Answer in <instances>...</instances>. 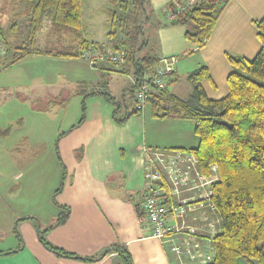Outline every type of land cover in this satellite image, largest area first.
Wrapping results in <instances>:
<instances>
[{"label": "crops", "instance_id": "1", "mask_svg": "<svg viewBox=\"0 0 264 264\" xmlns=\"http://www.w3.org/2000/svg\"><path fill=\"white\" fill-rule=\"evenodd\" d=\"M172 1L149 0V4L153 9L164 11ZM262 18L264 0H229L202 47H195L183 36L178 50L165 56L160 54L159 58L179 59L176 72L167 85L169 93L188 97L193 88L186 76L205 67L210 75V80L202 81L205 94L209 99L223 98L227 94V76L234 70L228 58L251 60L256 56L261 45L254 21ZM87 39L106 44L102 38L95 40L87 36ZM69 61L61 63L72 66L74 80L68 82L73 88L72 102L54 98L45 102L44 110L34 111L28 107L32 116L42 118L40 122L30 120V132L31 128L25 131V123L20 118L15 121L14 128H7L8 132L0 128V138L17 133V141L7 148L8 151H46L47 156L54 151L60 166V188L52 201L51 196L44 197L37 208L24 203L25 210L19 208L12 213L4 206L0 208L6 209L0 212V264H125L120 254L124 251L129 253L132 264H171L167 247L152 238L149 229L138 225L136 206L142 208L148 193L146 161L153 152L197 148L199 141L193 124L176 118H153L148 107L124 124H117L112 117V104L100 96L76 94L79 82L95 85L98 79L94 73L100 77L105 75L109 86L116 83V74L107 75L89 68V72L83 69L87 78L79 80L77 78L84 72ZM56 74L59 78L60 74ZM126 80L125 87L120 88L121 97L130 86L129 77ZM82 103L84 112L80 122ZM39 123L48 124L47 130L43 128L46 133H41L45 137L39 136L35 126ZM37 165L38 160L30 162L26 171L14 174L13 179H21L20 174L24 177ZM15 198H0V203L6 200L11 203ZM65 209L68 210L66 220L55 225ZM41 240L76 257L92 260L60 256L46 248ZM106 250L109 253L93 261ZM245 261V264H252Z\"/></svg>", "mask_w": 264, "mask_h": 264}, {"label": "trees", "instance_id": "2", "mask_svg": "<svg viewBox=\"0 0 264 264\" xmlns=\"http://www.w3.org/2000/svg\"><path fill=\"white\" fill-rule=\"evenodd\" d=\"M134 1L108 0V5L110 7V4L112 6L117 2L122 15ZM139 1L143 6L149 4V0ZM228 1L204 0L199 6L170 21L167 15L173 9L172 1L161 14L172 25L192 23L195 32H185L184 38L199 48L207 40ZM4 5L9 8L10 12H7H12L16 19L10 24L8 33L0 24L1 38L6 47L10 44L8 39L11 33L20 23L25 25L26 37L25 41L19 42L15 36L13 50L8 48L6 56L0 59V73L26 58L37 56L61 60L79 59L92 70L103 71L107 75L121 74L139 81L145 73H155L161 69L163 60L174 58L176 62L173 71L162 77L163 87L152 85L153 92L142 111L135 106L136 87L131 81L120 101L109 91L108 79L103 83L98 80L95 85L81 83L76 94L83 97L100 96L112 104V117L117 124H124L131 116L139 115L147 107L153 118L169 117L192 122L199 142L191 152L197 159L199 171L204 176H211V167L215 166L217 175L211 189L212 202L221 220V231L213 239V259L208 264H238L240 258L252 264H264V18L254 21L261 45L256 56L251 60L228 58L234 70L227 76V94L223 98L209 99L205 94L202 81L210 80L205 67L186 76L193 91L188 97L181 98L167 90L168 82L176 72L178 57H138V50L124 48L123 42L108 47V44L89 41L88 27L82 16L83 0H9ZM102 13L109 27L114 30L116 18H120V15L109 8ZM45 24L49 29L46 42L44 47H38V38ZM112 30L107 33L109 38L113 37ZM91 51H98L108 57L122 53L124 61L97 60L91 67L82 58L83 53ZM81 110L80 122L83 120V103ZM136 210L138 216H141L142 209L136 206ZM67 216L68 210L65 209L59 214L55 225L63 224ZM17 238L21 241L19 234ZM41 242L60 256L92 260L76 257L47 242ZM107 253L109 250L93 261L103 258ZM120 254L125 264H132L127 251Z\"/></svg>", "mask_w": 264, "mask_h": 264}, {"label": "rangeland", "instance_id": "3", "mask_svg": "<svg viewBox=\"0 0 264 264\" xmlns=\"http://www.w3.org/2000/svg\"><path fill=\"white\" fill-rule=\"evenodd\" d=\"M8 1L0 0V24L6 33H8L10 24L16 20L14 14L8 13L9 8L4 5H7ZM108 4V0H83L82 16L89 28L87 36L95 40L104 39V42L109 45L108 47L117 45L116 42H123L124 48L137 49L138 57L160 56V54L165 56L181 47L185 32H195V26L192 23L185 25L170 24L161 14L163 11L153 9L152 4L146 3L143 6L139 0H135L133 5H129L122 12V15L117 2L113 3L112 6L110 4V7ZM106 8L115 10L120 15V18L119 16L116 18L114 30L109 27L106 16L102 13ZM16 27L17 29L15 28L14 33H11L8 39L10 44L7 47L5 45V56L9 50H13L12 45L16 42V35L19 42L25 41V25L20 23ZM111 30L113 37L109 38L107 33ZM48 31V25L45 24L38 38V47H44ZM166 58L169 57L166 56ZM52 61L48 58L32 56L0 73V128L2 130L8 127L14 128L16 126L15 121L19 118L25 123V131L26 128L27 130L31 128L29 126L30 120L42 121L40 116H32L30 107L34 111L44 110L45 102L54 98L72 102L70 94L73 88L68 83L74 80L70 71L72 66L62 64L61 59H57L56 62ZM69 62L71 65L77 66V70L83 71L84 69L89 72V67L85 63L82 64L81 60ZM56 73L60 74L59 78H57ZM94 75L101 81L100 83L107 79L105 76L99 79L101 77L98 73H94ZM83 78H87L85 72L77 79L82 80ZM116 79V83H111L112 85L108 89L116 100L120 101V88L125 87L127 80L121 74H116ZM112 86L115 88H111ZM35 126H37L39 136H44L41 133H46L43 128L47 130L48 124L39 123ZM30 131L32 128L28 132ZM16 134L12 132L9 137L0 138V198L16 197L11 203L7 200L0 203V208L4 206L10 213L15 210L18 212L19 208L25 210L24 203L27 206L37 208L36 206L44 197L51 196L52 201L55 192L60 188V166L55 152L52 151L47 156L46 151H8L7 148L17 141ZM18 135L20 136V134ZM37 160L38 165L30 173L24 174V177L20 174L19 178L21 179L16 181L13 179L14 174L26 171L25 168H28L29 163ZM5 210L1 209L0 212H5ZM239 263L245 264L247 262L240 259Z\"/></svg>", "mask_w": 264, "mask_h": 264}, {"label": "built area", "instance_id": "4", "mask_svg": "<svg viewBox=\"0 0 264 264\" xmlns=\"http://www.w3.org/2000/svg\"><path fill=\"white\" fill-rule=\"evenodd\" d=\"M204 0H173V9L167 19L199 6ZM5 44L0 34V59L5 56ZM82 58L93 67L94 61L123 62V54L101 55L98 51L85 52ZM174 58L163 60L162 68L145 73L136 81L134 103L142 111L154 87H163V76L173 71ZM211 176L200 173L197 159L191 151L153 152L146 161L147 197L142 215L137 222L140 228L149 229L151 237L159 240L171 254V264H208L213 259L212 242L221 231V220L212 202L211 185L217 180L216 167Z\"/></svg>", "mask_w": 264, "mask_h": 264}]
</instances>
